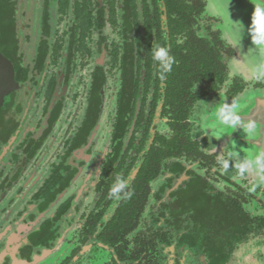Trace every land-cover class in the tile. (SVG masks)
<instances>
[{"label":"flooded vegetation","instance_id":"1","mask_svg":"<svg viewBox=\"0 0 264 264\" xmlns=\"http://www.w3.org/2000/svg\"><path fill=\"white\" fill-rule=\"evenodd\" d=\"M1 3L18 85L0 101V264H264V184L222 172L229 145L197 127L264 81L230 70L206 0ZM157 44L177 60L163 81Z\"/></svg>","mask_w":264,"mask_h":264},{"label":"clouds","instance_id":"2","mask_svg":"<svg viewBox=\"0 0 264 264\" xmlns=\"http://www.w3.org/2000/svg\"><path fill=\"white\" fill-rule=\"evenodd\" d=\"M253 4L254 10L251 15L248 33L251 37L252 48L258 54V58L251 75L254 80L260 82L264 81V0H256V3ZM221 16L228 21V31L230 33L228 42L230 46L239 50L245 34L244 24L230 18L229 5L226 11L222 10ZM152 59L157 65L159 79L162 81L172 72L174 65L177 63L176 57L166 44L155 46L152 50ZM211 104L209 103V105ZM245 107L246 99L240 97L231 100V102L225 100L219 103L211 115L207 114L205 109H201L197 127L205 135L212 133L216 139L222 138L229 132L242 130L245 140H254L260 134L259 129L256 122L245 120L241 115ZM241 153L237 146L231 147L229 145V150L217 158V164L221 171L227 172L230 167L234 166L241 178L250 175L255 177L258 184H264V148L249 151L247 154ZM128 189V181L121 176H116L109 189L108 196L116 202L128 199L132 196V192ZM251 190L254 191L255 186Z\"/></svg>","mask_w":264,"mask_h":264},{"label":"water","instance_id":"3","mask_svg":"<svg viewBox=\"0 0 264 264\" xmlns=\"http://www.w3.org/2000/svg\"><path fill=\"white\" fill-rule=\"evenodd\" d=\"M207 10L210 14L220 17L223 25L220 26L222 37L227 41L230 38L228 31V21L221 16V12L226 11L229 5L230 18L233 21H240L245 26V34L241 41L239 50H235V56L229 62V68L233 73H252L258 54L253 50L248 27L251 24V15L254 10L256 0H206ZM227 23H226V22ZM225 22V25H224ZM17 82L14 77V71L10 61L0 52V101L11 91L17 88ZM246 99V107L241 113L245 120L256 122L259 129V135L254 140H245L242 130L229 132L221 138L226 145L240 149L242 154L258 148H264V89L249 90L243 92L237 98ZM236 142V143H235Z\"/></svg>","mask_w":264,"mask_h":264},{"label":"trees","instance_id":"4","mask_svg":"<svg viewBox=\"0 0 264 264\" xmlns=\"http://www.w3.org/2000/svg\"><path fill=\"white\" fill-rule=\"evenodd\" d=\"M0 4H2V3H1V0H0ZM199 59L205 61V60H207V57H200ZM211 59L214 60L213 58H211ZM211 59H210V57L208 58V60H209L210 62H211Z\"/></svg>","mask_w":264,"mask_h":264},{"label":"rangeland","instance_id":"5","mask_svg":"<svg viewBox=\"0 0 264 264\" xmlns=\"http://www.w3.org/2000/svg\"><path fill=\"white\" fill-rule=\"evenodd\" d=\"M207 2V1H206ZM207 7V6H206ZM208 11V10H207ZM208 13H209V11H208ZM212 15V14H211ZM218 18H220V17H218ZM221 19V18H220ZM221 24H220V26H222L223 25V20L221 19ZM226 22V21H225ZM225 22H224V25H225ZM227 23V22H226ZM220 26H219V28H220Z\"/></svg>","mask_w":264,"mask_h":264}]
</instances>
